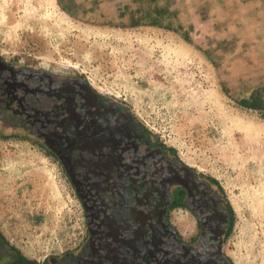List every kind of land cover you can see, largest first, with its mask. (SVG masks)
Returning a JSON list of instances; mask_svg holds the SVG:
<instances>
[{
	"label": "rangeland",
	"instance_id": "374dc122",
	"mask_svg": "<svg viewBox=\"0 0 264 264\" xmlns=\"http://www.w3.org/2000/svg\"><path fill=\"white\" fill-rule=\"evenodd\" d=\"M234 1L0 0V58L81 77L124 105L219 186L231 211L223 243L231 264H262L264 54L232 17ZM237 1L254 11L252 30L264 31V0ZM171 221L185 233L191 220L176 210ZM0 231L37 264L86 233L63 166L29 140L0 138Z\"/></svg>",
	"mask_w": 264,
	"mask_h": 264
},
{
	"label": "flooded vegetation",
	"instance_id": "af4514ba",
	"mask_svg": "<svg viewBox=\"0 0 264 264\" xmlns=\"http://www.w3.org/2000/svg\"><path fill=\"white\" fill-rule=\"evenodd\" d=\"M233 5L264 54L254 11ZM14 137L60 162L84 210L83 239L42 264H231L223 249L231 213L219 186L160 154L124 105L82 78L0 58V138ZM176 210L191 220L185 233L171 221ZM20 256L0 231V264Z\"/></svg>",
	"mask_w": 264,
	"mask_h": 264
},
{
	"label": "trees",
	"instance_id": "16d2710c",
	"mask_svg": "<svg viewBox=\"0 0 264 264\" xmlns=\"http://www.w3.org/2000/svg\"><path fill=\"white\" fill-rule=\"evenodd\" d=\"M81 78V77H80ZM83 79V78H82ZM84 80V79H83ZM241 105L243 106H247V107H251V108H257L256 106L257 105H253L250 104L249 102L247 101H241ZM131 115V113H130ZM140 127L143 129V132L145 133V139H150V141L152 142H155L156 143V148L159 149V153L160 154H164V155H167L169 158H171L172 160H175L179 165H182L184 166L185 168H188L186 167V165H184L181 161H179V159L177 158V156L175 155L174 153V150L172 148H169V147H165L163 146L162 144H160L157 140L155 141L151 135V133L149 131H147L142 125H140ZM189 171H194L193 169H189ZM195 172V171H194ZM209 178V177H208ZM210 180H212L211 178H209ZM213 181V180H212ZM215 182V181H213ZM228 204V203H227ZM228 208H229V205H228ZM230 209V208H229ZM231 213V211H230ZM4 240V239H3ZM17 264H37L36 262L34 261H29L27 259H25L23 256H20V258H18V261H17Z\"/></svg>",
	"mask_w": 264,
	"mask_h": 264
},
{
	"label": "bare ground",
	"instance_id": "6f19581e",
	"mask_svg": "<svg viewBox=\"0 0 264 264\" xmlns=\"http://www.w3.org/2000/svg\"><path fill=\"white\" fill-rule=\"evenodd\" d=\"M16 4V3H15ZM13 5V4H12ZM224 118V117H223ZM231 119V118H230ZM234 119V118H233ZM230 122H232V124H233V126H235L236 128H238V130H239V135H241L242 133H244V128L243 127H241V126H239L237 123H235V121H233V120H231ZM231 125V124H230ZM235 133V132H234ZM237 135V132H236V134H235V136ZM234 136V135H233ZM237 137V136H236ZM235 139V138H234ZM251 142V141H250ZM252 144H249L248 143V145H243V147L244 148H246V146H251ZM260 208H261V205L260 204H258V207H257V209H259L260 210ZM259 210H257V211H259ZM258 213V212H257ZM258 215H260V214H258ZM260 262L262 263V264H264V254H262L261 256H260Z\"/></svg>",
	"mask_w": 264,
	"mask_h": 264
}]
</instances>
